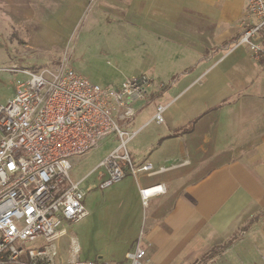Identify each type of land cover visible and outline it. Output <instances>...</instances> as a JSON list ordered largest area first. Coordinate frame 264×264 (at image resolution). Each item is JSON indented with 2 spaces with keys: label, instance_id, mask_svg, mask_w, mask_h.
I'll list each match as a JSON object with an SVG mask.
<instances>
[{
  "label": "crops",
  "instance_id": "1",
  "mask_svg": "<svg viewBox=\"0 0 264 264\" xmlns=\"http://www.w3.org/2000/svg\"><path fill=\"white\" fill-rule=\"evenodd\" d=\"M42 2L46 11L37 8ZM57 2L0 0V30L18 28L21 18L51 19ZM110 3L169 53L182 54L170 57L179 69L167 81L180 76L154 99L166 105L163 125L143 132L147 121L133 117L130 159L168 167L133 181L137 197L139 188H163L135 207L144 211L134 224L146 264H194L264 207V55L253 57L245 45L215 49L240 35L249 19L245 0ZM204 262L264 264V214Z\"/></svg>",
  "mask_w": 264,
  "mask_h": 264
},
{
  "label": "built area",
  "instance_id": "2",
  "mask_svg": "<svg viewBox=\"0 0 264 264\" xmlns=\"http://www.w3.org/2000/svg\"><path fill=\"white\" fill-rule=\"evenodd\" d=\"M245 3L251 22L234 45H245L253 57H261L264 0ZM19 72L22 78L14 82L12 95L0 105V264H117L81 259L73 240L67 254L57 248L56 242L68 234V228L59 227L62 222L72 224L88 214L85 191L80 180L70 177V170L75 158L96 148L110 134L121 140L119 147H125L137 131L124 130L119 121L133 118L156 91V84L141 74L125 77L117 85L100 86L66 60L53 69L23 68ZM165 107L157 103L152 120L163 123ZM119 147L99 163L105 170L100 189L123 178L121 165L129 164L134 175L168 169H155L150 162L134 168L128 153L120 154ZM145 189L139 190L143 204L149 197ZM28 243L34 247L21 246ZM145 256L139 239L125 257L129 264H146Z\"/></svg>",
  "mask_w": 264,
  "mask_h": 264
},
{
  "label": "rangeland",
  "instance_id": "3",
  "mask_svg": "<svg viewBox=\"0 0 264 264\" xmlns=\"http://www.w3.org/2000/svg\"><path fill=\"white\" fill-rule=\"evenodd\" d=\"M110 2L112 0H58V9L53 6L49 10L51 19L23 21L21 18L18 28L1 29L0 105L12 95L14 82L22 78L20 69H53L66 60L69 66L100 86L117 85L132 75L151 77L158 93L153 92L147 97L134 117L147 121L143 132L162 126L163 123L152 120L154 99L161 94L169 76L179 69L172 67L177 63L170 57L178 59L182 54L169 53L170 47H165L162 40H152L145 30L122 18L120 12L116 13V7ZM40 6L43 11L49 8V4L43 2L37 8ZM40 16L48 17V13L42 12ZM247 22L250 23L251 19L245 26ZM132 120L119 121V124L132 132L129 129ZM120 144L121 140L110 134L101 139L96 148L75 158L70 177L81 182L88 214L78 222L69 224L63 221L59 226L68 228V234L56 242L64 255L70 251L68 248L73 240L81 250V259L129 264L124 253L131 251L137 243L139 231L134 222L144 213L143 210L135 212L137 204L142 206L139 198L141 188L137 197L133 186L134 177L139 172L134 175L129 164L121 165V180L105 189L98 186L101 178L105 177L100 161ZM133 148L134 143L130 139L125 147H119V153L126 152L132 158ZM132 164L137 167L134 162ZM21 246L25 249L34 247L30 243Z\"/></svg>",
  "mask_w": 264,
  "mask_h": 264
},
{
  "label": "trees",
  "instance_id": "4",
  "mask_svg": "<svg viewBox=\"0 0 264 264\" xmlns=\"http://www.w3.org/2000/svg\"><path fill=\"white\" fill-rule=\"evenodd\" d=\"M238 37L239 36L233 38L231 41L226 42L220 46H215V49H217L218 47L229 49L233 44H235ZM261 39L264 42V36H262ZM180 74L181 73L179 72V73H175L174 75H172L171 78L165 83L164 87L162 88V91L166 90L169 86H171L172 83L180 76ZM182 131H185V129H183ZM262 214H264V207L258 214H256L254 217L250 218L243 226H241L236 232H234L225 242L212 247L209 252H207L206 254L201 256L199 261H202V260L205 261L207 258L213 256L214 254L218 253L219 251L226 249L233 242V240L239 236V234L241 232L245 231L249 227V225Z\"/></svg>",
  "mask_w": 264,
  "mask_h": 264
},
{
  "label": "bare ground",
  "instance_id": "5",
  "mask_svg": "<svg viewBox=\"0 0 264 264\" xmlns=\"http://www.w3.org/2000/svg\"><path fill=\"white\" fill-rule=\"evenodd\" d=\"M160 189H163V188H162V186L160 187V186H158V185H156V186L146 187V189H145V194H146V195H149V194H151V193H154V192L159 191Z\"/></svg>",
  "mask_w": 264,
  "mask_h": 264
}]
</instances>
